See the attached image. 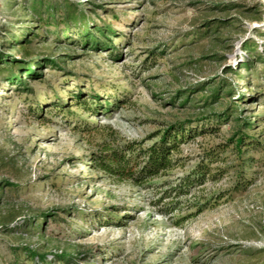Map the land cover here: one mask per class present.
<instances>
[{
  "label": "rangeland",
  "instance_id": "obj_1",
  "mask_svg": "<svg viewBox=\"0 0 264 264\" xmlns=\"http://www.w3.org/2000/svg\"><path fill=\"white\" fill-rule=\"evenodd\" d=\"M10 1L19 5L11 10ZM69 1L93 23L115 31L112 50L86 52L65 43L37 50L72 54L67 69L77 78L68 85L81 84L90 95L122 104L94 117L76 108L93 129L81 132L54 115L47 122L31 119L27 97L0 79V183L17 186L0 200V264L14 259L11 249L25 246L49 259L66 253L73 264H264V150L252 154L257 163L248 171L247 187L233 191V170L208 182L207 194L225 192L228 198L184 225L177 221L185 212L163 216L154 204L167 188L162 183L180 178L204 149L227 138L235 119L253 121L249 135L264 148V0ZM21 13L20 0H0L6 57L19 56L11 34L31 27ZM254 49L261 59L253 57ZM242 62L250 63L249 70ZM43 73L59 91L60 74ZM48 83H35L29 99L44 105L55 100ZM220 87V100L204 108ZM178 93L191 99L188 105L182 106L183 96L172 104ZM208 117L212 122L205 124ZM187 119L197 121L195 131L219 133H195L182 146L192 160L154 180L156 189L101 178L93 170L90 155L106 135L101 127L109 126L120 140L146 141L164 124ZM225 157L227 163L213 167L236 165L231 152Z\"/></svg>",
  "mask_w": 264,
  "mask_h": 264
},
{
  "label": "trees",
  "instance_id": "obj_2",
  "mask_svg": "<svg viewBox=\"0 0 264 264\" xmlns=\"http://www.w3.org/2000/svg\"><path fill=\"white\" fill-rule=\"evenodd\" d=\"M21 15L25 22H30L31 27L24 30L21 35L11 34L10 46L13 51L19 52V56L6 57L2 53L4 43H0V79L14 89L20 96H26L28 107L26 111L31 119L43 122L50 121V115L60 117L64 124L77 126L81 132H89L92 126L87 121L81 120L75 109L83 110L91 117L106 114L119 107L122 101L110 102L99 95H90L84 91L81 84L71 87V78H77L67 69V64L73 58L72 54H55L38 51V46L51 45L59 48L60 44H69L86 52H101L104 48L112 50L111 38L117 36L115 31L108 26H101L91 21L90 15L81 5H76L69 0H20ZM11 10L19 3L10 1ZM250 48L247 47L246 50ZM253 57L262 58L257 51ZM241 67L249 70L250 63L242 62ZM45 70H53L60 74L56 77L60 92L55 86H50L44 75ZM75 78V79H76ZM48 83L49 89L56 97L51 103L44 105L40 100L29 96L35 95V83ZM220 87L214 91L211 97L204 100V108L211 107L215 101L221 98ZM178 96H183L182 106L188 105L190 100L181 93L176 95L172 104L176 103ZM213 100V103H211ZM252 100H256L253 98ZM232 110L228 107L226 112ZM205 124H210L212 119L208 117ZM256 120V119H255ZM202 121V120H200ZM199 121V122H200ZM196 120H185L164 124L163 129L153 133L146 141L120 140L117 133L109 126L101 127L106 135L97 145V150L90 155L91 166L94 171L101 172V178H110L117 182H129L142 188L156 189L158 184L154 180L167 176L174 169L191 161L190 157H184L182 146L191 139H195V133L201 136L215 135L216 129L202 127L195 131L192 127ZM255 123L251 120L235 119L234 130L223 139L222 142L204 149L195 165L185 174L173 182H164L167 188L162 191L160 198L154 203L159 208L158 213L169 216L174 213H183L179 217L177 225H184L189 220L201 215L203 212L215 207L219 202L228 198L229 193L205 192L204 186L208 182H217L233 170L236 175L234 192H238L250 183L248 171L257 163L253 157L254 152L264 150L259 139L249 135L254 129ZM257 127V126H256ZM99 131V128H94ZM260 135H258L259 137ZM152 142L146 146V142ZM231 152L235 156L236 165L213 167L215 163H227L225 155ZM7 188L16 189V185L8 182L0 183V200ZM198 189L192 193V190ZM45 232L46 231H42ZM14 259L6 264H21L19 255H23L34 261V264H73V259L66 253L53 254V259L48 255L39 253L30 247L20 249L13 248Z\"/></svg>",
  "mask_w": 264,
  "mask_h": 264
}]
</instances>
